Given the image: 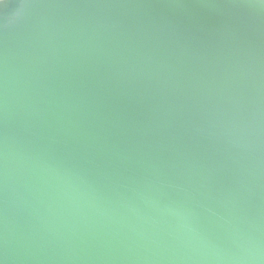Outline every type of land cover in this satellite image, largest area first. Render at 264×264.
<instances>
[{
	"label": "water",
	"instance_id": "1",
	"mask_svg": "<svg viewBox=\"0 0 264 264\" xmlns=\"http://www.w3.org/2000/svg\"><path fill=\"white\" fill-rule=\"evenodd\" d=\"M0 264H264V3H0Z\"/></svg>",
	"mask_w": 264,
	"mask_h": 264
},
{
	"label": "clouds",
	"instance_id": "2",
	"mask_svg": "<svg viewBox=\"0 0 264 264\" xmlns=\"http://www.w3.org/2000/svg\"><path fill=\"white\" fill-rule=\"evenodd\" d=\"M3 2H4V0H0V3H3ZM261 2L264 3V0H261Z\"/></svg>",
	"mask_w": 264,
	"mask_h": 264
}]
</instances>
